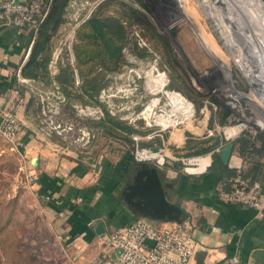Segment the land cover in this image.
Instances as JSON below:
<instances>
[{
    "label": "rangeland",
    "instance_id": "1",
    "mask_svg": "<svg viewBox=\"0 0 264 264\" xmlns=\"http://www.w3.org/2000/svg\"><path fill=\"white\" fill-rule=\"evenodd\" d=\"M107 1L70 0L65 22L54 36L47 90L33 100L29 124L17 116L26 123L19 135L9 138L0 131V264H65L62 251L55 242L60 238L51 230L50 221H46L39 201H33L26 190L35 183L31 179L35 166L25 159L26 145L22 143L26 134L30 139L53 140L62 151L73 152L75 156L79 154L87 161L96 159V164L105 158L112 165L126 169V162L135 160L134 172L138 164L143 163L135 158L136 137L142 138L140 149H150L153 143H157L155 132H169L176 126L186 125L182 113L175 112L171 103L174 98H180L193 108L187 118H192L193 125L208 119L210 123L224 106L232 114L226 125L220 124L221 118L217 115L214 120L217 127L219 124L223 130L224 127L238 125L241 135L236 140L245 132L252 137H264V127H259V124L264 125V74H258L260 71L252 73L259 63L263 65V46L257 48L254 43L249 45L245 42L253 41L251 34H255V27L263 40L264 35L257 22L263 21L260 25H264L262 17H254L257 20L254 26L252 23L242 24L235 19L236 6H230L235 17L228 21L214 11L220 9L218 0L214 1L215 4L213 0H114L103 15L122 18L127 27L125 62L118 71L106 72L98 68L107 85L92 100L83 92L84 78L75 55V45L80 40L78 34L82 24L100 12L102 4ZM249 2L245 0L242 8L256 9V5H252L255 3ZM122 3L144 12L148 28L124 17ZM222 8L229 7L224 4ZM159 35L169 41L173 61L159 41ZM240 53L247 62L245 69L242 66L245 63L238 61ZM64 67L71 70L75 86L73 93H80L79 100L69 98L57 79ZM158 78L165 83L162 88ZM186 84L191 85L195 93ZM155 101L156 105L149 109ZM173 114V119L179 121L178 125L171 123L165 128L157 123L160 115ZM108 115L135 126L143 133L130 135L133 143L106 133L99 123ZM115 132L127 135L120 129ZM128 152L131 158L125 156ZM179 166L182 169L186 167L184 163Z\"/></svg>",
    "mask_w": 264,
    "mask_h": 264
},
{
    "label": "crops",
    "instance_id": "2",
    "mask_svg": "<svg viewBox=\"0 0 264 264\" xmlns=\"http://www.w3.org/2000/svg\"><path fill=\"white\" fill-rule=\"evenodd\" d=\"M27 42L28 31L5 24L0 14V115L10 112L29 124L31 104L47 90L48 81L22 75L31 54L32 45L26 48ZM184 121L185 126H176L169 132L158 130L155 136L162 142L158 145L160 152L166 155L167 165L159 170L167 196L188 212L190 217L186 223L196 230L197 248L190 264H228L235 256L249 264L251 253L264 248V218L259 219L253 208L223 200L219 189L225 187L224 178L209 172L214 152L229 142L235 145L228 167L236 171L250 167L236 145L241 132L232 126L221 130L215 123L210 128L209 119L194 125L192 118ZM217 137L221 143L225 142L220 150L218 147L208 154H189L192 150L186 145L190 139L199 142ZM23 138L27 162L38 158L37 166L31 171L38 176L37 180L26 190L33 201H39L51 230L60 238L55 242L62 251L64 263L87 264L98 254H109L106 243L109 235L142 217L122 196L132 180L133 170L116 167L105 158L98 164L96 159L87 161L84 156L62 151L50 139L39 141L27 134ZM156 144L151 148L157 147ZM129 155L130 152L125 154ZM193 156L209 157L211 166L201 169L199 165L193 167V172L179 166L184 163L183 159ZM259 183L264 193L263 177ZM100 223L104 225V235L97 232Z\"/></svg>",
    "mask_w": 264,
    "mask_h": 264
},
{
    "label": "trees",
    "instance_id": "3",
    "mask_svg": "<svg viewBox=\"0 0 264 264\" xmlns=\"http://www.w3.org/2000/svg\"><path fill=\"white\" fill-rule=\"evenodd\" d=\"M113 2L114 0H109L103 3L100 8L101 11L91 16L82 24L78 34L80 40L75 45V55L77 62H79V65L82 67L81 73L84 78L82 86L83 92L92 100L95 99L97 96L96 94H99L102 87L107 85V83L104 84L105 77L98 68L100 67L106 72L118 71L125 62L124 48H126L128 44L127 27L123 23L122 18L103 15L104 10L112 6ZM69 3L70 0H47L48 13L44 21L39 24L37 32L24 29L28 31L26 48H30V45H32L29 60L22 69L24 78L34 80L46 79L48 81V65L54 46V36L60 25L65 22L64 16ZM121 5L124 7V17L128 18L132 23H138L143 26L147 25L145 27L148 28V19L144 12L124 3ZM152 30L154 29L152 28ZM155 35L158 36L157 34ZM159 41L168 50V56L171 57V61H173L174 57L173 54H171L169 41L166 37L160 35ZM71 74L70 68L64 67L57 79L69 98L76 97V99L79 100L80 93H73L75 86L74 78L71 77ZM186 87L189 88L191 92L195 93L191 85L187 86L186 84ZM176 94L179 93L176 92ZM202 104L199 105L198 109ZM231 114L232 111L221 106L220 112H218L215 117L211 118L210 128L214 126V120L217 118V115L221 118L220 124L226 125V120ZM107 123H110L113 127L108 126ZM99 124L104 126L106 133L121 138L123 137L128 143H133L130 135L133 133H143L135 126L122 122L111 115H108V118L105 121H101ZM116 129L126 131L127 135L121 136V134L115 132ZM156 142L158 145H162L160 140L157 139ZM222 145H225V142L221 143V139L217 137L212 141L202 140L199 142H194L190 139L186 147L192 150L189 154L203 155L214 151L218 147H222ZM236 145H238L240 155L248 161L250 167L245 171L230 169L228 165L224 164L221 160L219 152L215 151L213 154V163L209 172L220 174L224 178L223 182L227 184L226 186H228V180L237 175H241L252 183L259 182L261 177L264 178V162L262 161L264 160V137H252L249 133L245 132L236 141ZM129 157L131 158L132 156L129 155ZM126 163V169L129 171H132L137 165L135 160L132 163L130 160ZM241 264H247V261L242 260Z\"/></svg>",
    "mask_w": 264,
    "mask_h": 264
},
{
    "label": "built area",
    "instance_id": "4",
    "mask_svg": "<svg viewBox=\"0 0 264 264\" xmlns=\"http://www.w3.org/2000/svg\"><path fill=\"white\" fill-rule=\"evenodd\" d=\"M47 13V0H0V14L5 24L18 29L37 32ZM262 124H259L261 129L264 127ZM24 127V122L15 114L4 112L0 115V131L5 136L15 138ZM232 127L239 128L238 125ZM135 140L137 161L158 167L166 163V155L160 150L140 149L142 138L136 137ZM143 152H147L146 156ZM203 158L183 159L186 170H194L193 167L199 166ZM210 166L211 163L205 168ZM37 177L32 175L31 179L36 181ZM219 195L225 201L253 208L259 219L264 218V193L259 182L252 183L237 175L228 180V186L219 189ZM106 243L110 248L109 254H98L87 264H190L197 248L196 230L192 225L155 222L145 217H140L131 226L114 230ZM228 264H241V259L235 256ZM249 264L255 263L251 261Z\"/></svg>",
    "mask_w": 264,
    "mask_h": 264
},
{
    "label": "water",
    "instance_id": "5",
    "mask_svg": "<svg viewBox=\"0 0 264 264\" xmlns=\"http://www.w3.org/2000/svg\"><path fill=\"white\" fill-rule=\"evenodd\" d=\"M264 4V0H261ZM221 3L220 1L218 2ZM234 142L227 143L219 155L224 164H228L234 150ZM24 152V148H21ZM154 152L159 147L152 149ZM33 166H37L38 158H33ZM124 202L142 217L155 222H168L184 224L189 220L190 215L179 204L169 200L164 187L159 167L150 163H140L134 170L132 180L127 183L122 191ZM103 223L99 224L97 232L104 233ZM251 259L255 264H264V248H257L251 253Z\"/></svg>",
    "mask_w": 264,
    "mask_h": 264
},
{
    "label": "bare ground",
    "instance_id": "6",
    "mask_svg": "<svg viewBox=\"0 0 264 264\" xmlns=\"http://www.w3.org/2000/svg\"><path fill=\"white\" fill-rule=\"evenodd\" d=\"M207 1V0H206ZM214 1H216V0H213L212 1V3L213 4H215V2ZM218 1H220L221 3L219 4V5H221L220 6V9H215L214 11H216L219 15H221V16H224L225 17V19L226 20H228V21H230V19L232 20L234 17H235V13L234 12H232L231 11V7L230 6H236V9H238V11L236 10V20H238V21H240L242 24H244L245 22L247 23V24H249V25H251V23H252V26H254L253 24L257 21V20H255V18L256 19H258L259 17L258 16H260V17H262V19L264 20V4L261 2V0H250L251 2H249V3H252V1L255 3V4H252V5H256V9H249V8H242V6H243V4H244V1L245 0H218ZM247 1H249V0H247ZM210 2V1H209ZM217 2V1H216ZM211 3V4H212ZM224 4L225 5H228V9H226V8H222V6H224ZM251 5V6H252ZM244 7V6H243ZM258 7V8H257ZM260 7V8H259ZM254 8V7H253ZM241 10H243L246 14H243L242 12H241ZM187 12H189V11H187ZM213 12V11H212ZM227 14H231L230 15V17H226V15ZM234 16H233V15ZM254 14V16L252 17V15ZM258 15V16H257ZM220 16V17H221ZM255 17V18H254ZM258 17V18H257ZM223 18V17H222ZM221 18V19H222ZM249 21H248V20ZM261 21V20H260ZM249 22V23H248ZM258 22V26H260L261 27V34L262 35H264V30H263V28H264V25H260V23H262V22H259V21H257ZM257 22H256V24H257ZM238 24V23H237ZM240 26V25H239ZM251 26V27H252ZM233 27V26H232ZM243 27V26H242ZM225 28V27H224ZM253 28V27H252ZM256 28V27H255ZM254 28V32H255V34H251V37L253 38V41L251 42H249V41H245L246 43H254L255 44V46L258 48V46L260 47V46H263L262 47V49H263V52H262V55H263V59H264V37H263V40L261 41V39H262V36L260 35V34H258L259 32H257V30ZM229 29H230V27H229ZM228 30V29H227ZM230 30H232V29H230ZM229 30V31H230ZM242 30V29H241ZM256 30V31H255ZM245 32V31H244ZM244 35V34H243ZM249 36V35H248ZM231 38V37H230ZM249 38V37H248ZM261 38V39H260ZM259 39H260V41H259ZM248 40V39H247ZM237 42V41H236ZM233 44V43H232ZM250 45V44H249ZM254 46V45H253ZM240 47V46H239ZM242 49V48H241ZM240 49V50H241ZM242 51V50H241ZM258 51V50H257ZM242 56V53H240V59L238 60V61H240V62H242V63H245V57H241ZM248 58V62H250V58L249 57H247ZM254 58V57H253ZM247 63V62H246ZM246 63H245V65L243 64L242 66L244 67L243 69H245V66H246ZM255 63V62H254ZM256 64V63H255ZM259 65V67H257V68H255L256 70H252V73L253 74H255L256 72L258 73V71H260V73H258V74H264V60H263V65L262 64H258ZM156 68V67H155ZM154 71V70H153ZM251 72V71H250ZM245 73H247V72H245ZM248 73H249V71H248ZM261 76V75H260ZM158 80L160 81V83H162L161 84V88H162V86L163 85H165V83H164V81H163V79H159L158 78ZM161 88H159V89H161ZM157 97V96H156ZM155 97V98H156ZM171 103L173 104V107H175V112L177 111V112H180V113H182L181 115L184 117V118H189L190 117V115L192 114V110H193V108H192V106L191 105H189V103H186V101H183L182 99H180V98H174L173 100H171ZM154 105H156V101L154 102V104L153 105H151L150 106V108L149 109H152L153 108V106ZM166 108V107H165ZM155 111V110H154ZM166 111V110H165ZM171 111V110H170ZM191 111V112H190ZM143 112V111H142ZM141 113V112H140ZM153 113V112H152ZM143 114H144V112H143ZM147 115V114H146ZM173 116H175V114H173V115H168V116H165V115H160L159 117H157L158 118V120H157V123L160 125V126H162V127H165V128H167V127H169L170 125H171V123H177L178 124V120L176 119V118H174L173 119ZM148 118V117H147ZM149 123V122H148ZM242 130V129H241ZM234 131V130H233ZM240 131V128H237L236 129V132H239ZM143 154V156H146V154H147V152H143L142 153ZM210 163V160L209 159H206V158H203V159H201V161H200V168L201 169H204L208 164Z\"/></svg>",
    "mask_w": 264,
    "mask_h": 264
}]
</instances>
